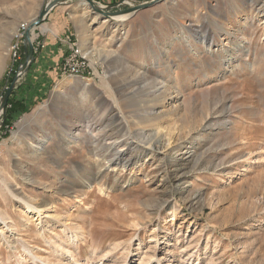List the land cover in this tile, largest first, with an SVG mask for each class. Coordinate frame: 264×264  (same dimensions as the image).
I'll list each match as a JSON object with an SVG mask.
<instances>
[{"label": "rangeland", "instance_id": "rangeland-1", "mask_svg": "<svg viewBox=\"0 0 264 264\" xmlns=\"http://www.w3.org/2000/svg\"><path fill=\"white\" fill-rule=\"evenodd\" d=\"M47 1L0 0V99ZM58 6L66 30L50 49L49 14L32 31L0 113V264H264V0H162L120 22ZM133 101L155 148L117 115ZM100 153L119 164L86 186Z\"/></svg>", "mask_w": 264, "mask_h": 264}, {"label": "bare ground", "instance_id": "bare-ground-1", "mask_svg": "<svg viewBox=\"0 0 264 264\" xmlns=\"http://www.w3.org/2000/svg\"><path fill=\"white\" fill-rule=\"evenodd\" d=\"M83 3L86 5L87 8L92 9V7H90V5L87 2L83 1ZM85 13L86 12H84L83 14L85 15ZM129 16H130L129 14H122V15H117V16L115 15V16H111L109 20H114L115 22H120V21L125 20ZM79 57H81V56H79ZM85 58L86 57H81V62L79 65H84V66L87 65L86 63H88V59L86 58V60H85ZM163 87L165 88V90L168 89V87H169L168 83H165V85ZM133 100H137V99H133ZM117 115L121 118V120L124 123H126L127 126H129V128H131V130H133L132 132L134 133V135L139 137V139L142 142H147V144L150 143V148H155L154 147V141L150 138L151 134L148 131V129L150 127L154 126V124H151V120L157 118L156 116H154L153 113L146 112L144 109V106L139 101H133L132 103H129V105L127 106L125 111L118 110ZM158 138H159V136L157 137V139ZM114 146H115L114 143H112L110 145H106V147H105L107 149L106 152H112L114 150ZM119 152L120 151L115 150L114 153L120 154ZM118 164H119V160L116 157H110V154L107 155L105 153L103 155L101 154L98 157H96L95 165H96L97 169L93 170L92 174L90 175L91 179H89L86 186H89V184L92 180H99V179L103 178L104 175L106 174V171H104V168L106 170V169H111V167H112V169L115 170ZM29 206L31 207L32 205H29ZM39 206H41V205H39ZM32 208L37 209L39 211V213H41V210H42L41 207L34 205V206H32Z\"/></svg>", "mask_w": 264, "mask_h": 264}, {"label": "water", "instance_id": "water-1", "mask_svg": "<svg viewBox=\"0 0 264 264\" xmlns=\"http://www.w3.org/2000/svg\"><path fill=\"white\" fill-rule=\"evenodd\" d=\"M68 1L69 0H48L46 4H44V8L42 9L39 17L26 30L25 38H24L26 61L19 67L22 70L15 75L10 86L7 88L3 97L0 99V113L4 114V117L6 116L9 97L12 95L17 83L19 82L21 75L28 70L32 61L35 59V55H34L35 47H34L32 31L42 24V22L46 19V17L48 16V14L51 12L52 9H54L58 5L65 4ZM82 1L87 2L92 7L94 12L100 13L109 18L114 15L117 16L122 14H129V15L134 14L137 11L152 7L153 5L160 3L162 0H147L140 4L125 9H119L113 11L111 9L114 7V5H103L96 2L95 0H82Z\"/></svg>", "mask_w": 264, "mask_h": 264}, {"label": "crops", "instance_id": "crops-1", "mask_svg": "<svg viewBox=\"0 0 264 264\" xmlns=\"http://www.w3.org/2000/svg\"><path fill=\"white\" fill-rule=\"evenodd\" d=\"M114 0H104V2H112ZM145 1V0H143ZM59 7V6H58ZM57 8V7H56ZM56 8H54L48 16V21L46 22L48 26H50V28H44L42 29L43 32L49 30L51 31V35L53 36L52 39H49L47 41L48 43V49H50L52 46L56 45V42L58 40V38L60 39V36L63 34V32L66 30L67 28V24L64 23V19L62 18V14L59 13L58 10H56ZM42 32V33H43ZM37 36H35L34 39H36ZM50 54L47 55L46 50H43L40 55L37 56L36 61L40 60L42 62V60H46L47 56H49ZM28 91V89H26ZM13 100L15 104H19V105H26V103H28L30 101L28 95L25 93L24 90H21V88L19 90H15L14 92V96H13Z\"/></svg>", "mask_w": 264, "mask_h": 264}, {"label": "built area", "instance_id": "built-area-1", "mask_svg": "<svg viewBox=\"0 0 264 264\" xmlns=\"http://www.w3.org/2000/svg\"><path fill=\"white\" fill-rule=\"evenodd\" d=\"M22 36V35H21ZM16 49L19 48L18 45L15 46ZM80 54L78 52V49L73 53L70 58H68L66 66L69 73H72L73 75H82L87 67L84 65H79L81 62ZM2 153V147L0 146V154Z\"/></svg>", "mask_w": 264, "mask_h": 264}, {"label": "trees", "instance_id": "trees-1", "mask_svg": "<svg viewBox=\"0 0 264 264\" xmlns=\"http://www.w3.org/2000/svg\"><path fill=\"white\" fill-rule=\"evenodd\" d=\"M7 111H8L7 115H8V117H9V115H10V109H8Z\"/></svg>", "mask_w": 264, "mask_h": 264}]
</instances>
